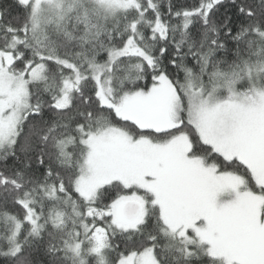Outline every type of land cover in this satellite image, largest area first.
Segmentation results:
<instances>
[{
	"label": "snow or ice",
	"instance_id": "1",
	"mask_svg": "<svg viewBox=\"0 0 264 264\" xmlns=\"http://www.w3.org/2000/svg\"><path fill=\"white\" fill-rule=\"evenodd\" d=\"M0 264H264V0H0Z\"/></svg>",
	"mask_w": 264,
	"mask_h": 264
}]
</instances>
